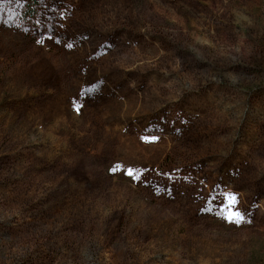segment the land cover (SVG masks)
I'll list each match as a JSON object with an SVG mask.
<instances>
[{
    "label": "rangeland",
    "instance_id": "rangeland-1",
    "mask_svg": "<svg viewBox=\"0 0 264 264\" xmlns=\"http://www.w3.org/2000/svg\"><path fill=\"white\" fill-rule=\"evenodd\" d=\"M26 2L0 0V264H264V0Z\"/></svg>",
    "mask_w": 264,
    "mask_h": 264
},
{
    "label": "trees",
    "instance_id": "trees-1",
    "mask_svg": "<svg viewBox=\"0 0 264 264\" xmlns=\"http://www.w3.org/2000/svg\"><path fill=\"white\" fill-rule=\"evenodd\" d=\"M38 4V0H27L25 6V15L28 17L33 16L36 10V6Z\"/></svg>",
    "mask_w": 264,
    "mask_h": 264
},
{
    "label": "snow or ice",
    "instance_id": "snow-or-ice-1",
    "mask_svg": "<svg viewBox=\"0 0 264 264\" xmlns=\"http://www.w3.org/2000/svg\"><path fill=\"white\" fill-rule=\"evenodd\" d=\"M128 175H129V176H131V175H132V172H131V170H129V172H128ZM241 219H242V217H241Z\"/></svg>",
    "mask_w": 264,
    "mask_h": 264
}]
</instances>
